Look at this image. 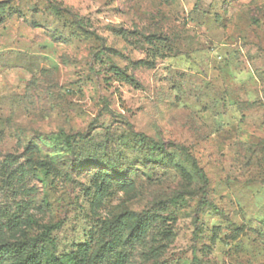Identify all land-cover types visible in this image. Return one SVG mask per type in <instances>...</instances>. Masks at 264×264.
I'll use <instances>...</instances> for the list:
<instances>
[{
  "label": "rangeland",
  "instance_id": "rangeland-1",
  "mask_svg": "<svg viewBox=\"0 0 264 264\" xmlns=\"http://www.w3.org/2000/svg\"><path fill=\"white\" fill-rule=\"evenodd\" d=\"M0 226L1 264H264V0H0Z\"/></svg>",
  "mask_w": 264,
  "mask_h": 264
},
{
  "label": "trees",
  "instance_id": "trees-1",
  "mask_svg": "<svg viewBox=\"0 0 264 264\" xmlns=\"http://www.w3.org/2000/svg\"><path fill=\"white\" fill-rule=\"evenodd\" d=\"M142 137V136H141ZM19 223V216H15L12 220L8 221L7 224H4V226L8 229V230H12L14 229ZM4 226H0V233H1V227ZM158 253L154 254V256H157ZM32 260H34V263L39 264L40 259L37 256H32ZM1 264V261H0ZM46 264H55V262L53 261V258L51 259H47Z\"/></svg>",
  "mask_w": 264,
  "mask_h": 264
}]
</instances>
